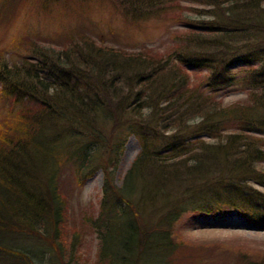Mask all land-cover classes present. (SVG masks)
Returning <instances> with one entry per match:
<instances>
[{"label":"trees","instance_id":"1","mask_svg":"<svg viewBox=\"0 0 264 264\" xmlns=\"http://www.w3.org/2000/svg\"><path fill=\"white\" fill-rule=\"evenodd\" d=\"M108 1L134 20L172 11L183 30L166 51L129 50L99 43L81 24L52 36L17 35L6 51L20 61L11 65L1 53L0 264H38L32 249L1 240L7 231L48 237L65 264H81L82 234L93 227L101 241L96 264H162L163 257L165 264L172 228L190 202L203 216L233 210L264 218V192L252 184L264 185V0ZM237 87L245 97L226 103ZM105 119L114 124L103 131L94 123ZM123 128L141 148L117 186L111 174ZM98 167L101 212L79 228L68 213L71 195L60 188L65 180L83 184ZM141 190L149 215L167 198L156 221L134 198Z\"/></svg>","mask_w":264,"mask_h":264},{"label":"rangeland","instance_id":"2","mask_svg":"<svg viewBox=\"0 0 264 264\" xmlns=\"http://www.w3.org/2000/svg\"><path fill=\"white\" fill-rule=\"evenodd\" d=\"M190 4L196 5V3ZM172 13V11L164 13L166 18L163 17L164 15H156L134 20L124 16L108 0H86V2L82 0H0V56L3 51L9 49L17 35L31 32L52 36V34L68 31L81 24H87L89 28L87 31L91 32L101 44L125 47L129 50L148 47L157 51H166L173 43L172 34L183 30L182 25H174L169 18ZM15 58L12 50L6 51V64L11 65L14 61H20ZM236 86L244 85L237 84ZM244 97L245 92L237 87L227 93L224 100L226 103H230ZM1 106L0 101V119H3L7 116V112L6 109L2 110ZM96 123L94 124L104 131L112 127L114 121L105 119L104 123H99L105 128ZM120 132L126 140L123 153L117 166L112 168L113 173L111 174V180L117 186L122 184L124 175L141 148V144L133 132L126 128ZM204 138L209 142L215 140L210 136ZM80 139L74 140L76 143L85 141ZM105 158L102 155L97 163H103ZM259 166L264 168V162ZM223 176H227L226 171ZM104 181L105 172L101 167L88 175L83 184L70 185L69 180H65V186L60 190L71 195L68 213L72 217L73 225L78 223L76 226L80 228L84 216L95 219L100 215ZM252 184L264 192V185L256 182ZM47 185V178L44 177L40 188L46 191ZM207 191L208 189L205 192ZM147 195L148 193L141 190L139 195L134 198L141 209L146 208L143 216L147 215V218L156 221L157 217L155 216H160L164 211L163 206L167 202V198L162 196L154 205L149 204L152 208L156 207L154 208L156 213L153 216L149 215L147 210H151L150 207H147L149 203ZM196 201L199 203V200ZM189 204L190 207L180 215L172 228L175 247L170 254H167L165 264H257L258 262L264 264V224L262 223L264 218L263 220L256 218L257 221H249L234 215L235 211L233 210L227 213L229 216L226 217L203 216L202 213L195 212L193 209L195 203L191 205L190 202ZM82 235L83 241L78 251L81 255L80 262L81 264H96L99 258V243L101 244L98 234L91 227L87 228ZM1 236L4 243L13 247L32 249L33 257L38 264H65L67 261L66 256L60 259L56 255L54 249L49 245L48 237L31 236L28 231L27 233L7 231L1 233ZM162 261L164 264V257Z\"/></svg>","mask_w":264,"mask_h":264}]
</instances>
